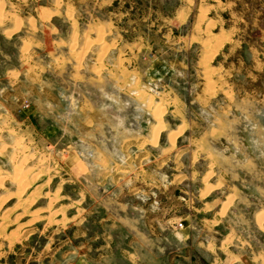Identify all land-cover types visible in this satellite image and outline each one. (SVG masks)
Instances as JSON below:
<instances>
[{"label": "rangeland", "instance_id": "obj_1", "mask_svg": "<svg viewBox=\"0 0 264 264\" xmlns=\"http://www.w3.org/2000/svg\"><path fill=\"white\" fill-rule=\"evenodd\" d=\"M0 15V264L264 256V0H0Z\"/></svg>", "mask_w": 264, "mask_h": 264}, {"label": "crops", "instance_id": "obj_2", "mask_svg": "<svg viewBox=\"0 0 264 264\" xmlns=\"http://www.w3.org/2000/svg\"><path fill=\"white\" fill-rule=\"evenodd\" d=\"M258 118L262 122L263 129H264V111L261 112V114L259 115ZM254 147H255V149H263L264 148V146H260L258 144H255V142H254ZM132 213L141 216L140 214L142 212H139V211L130 212V214H132ZM134 218L136 219V217H134ZM135 219H127L128 221H123V223H128L129 230L135 232L133 234H141L140 233V229L141 228L135 225V223H137V221ZM213 219H214V217H213ZM215 219H216V217H215ZM151 221H153L152 223H156V228H157V226L160 227L159 225H161L160 224L161 223V217H158V216L153 217L151 219ZM111 226L115 227L114 222H113V225H111ZM154 228H155V224H154ZM189 232L190 231L185 226V229H184L183 233L180 232L182 234L181 238L179 240H178V238H176V240L178 242H185L188 239ZM110 244H113V246H114V244H115L114 238H113L112 241L107 243V247H110ZM133 244H134V242L128 241L126 243V246L128 248H132ZM126 250L127 251H125V253H127L126 254L127 258H125L126 260L124 261L126 264H198V262L196 260H193V261L191 259L187 260L186 257L180 256L178 254L173 256L168 262H165L162 259H158V258H152V259H149V260H145V259H143V255L141 254V252H140V250L138 248L137 249H133L132 251H129L128 249H126ZM180 257L183 259V261L181 259H179ZM239 262L242 264V261H239ZM233 264H236V263L233 262ZM250 264H264V256L260 255L258 253H257V255H253L250 258Z\"/></svg>", "mask_w": 264, "mask_h": 264}, {"label": "bare ground", "instance_id": "obj_3", "mask_svg": "<svg viewBox=\"0 0 264 264\" xmlns=\"http://www.w3.org/2000/svg\"><path fill=\"white\" fill-rule=\"evenodd\" d=\"M212 9V8H211ZM47 10V9H46ZM1 16V15H0ZM47 17V16H46ZM2 19V18H1ZM18 20V19H17ZM47 20H48V18H47ZM46 20V21H47ZM17 23H20V22H17ZM18 25V24H17ZM19 27V26H18ZM13 32V31H12ZM74 32V31H73ZM7 34H10V32H8ZM75 35H77V34H75ZM99 39V38H98ZM88 42V41H87ZM89 43V42H88ZM27 44V43H26ZM30 45V44H29ZM28 45V46H29ZM73 47V46H72ZM220 47V46H219ZM88 49V48H87ZM217 49V48H216ZM27 51V47L25 46L24 47V49H23V52L25 53ZM70 51V50H69ZM81 54V53H80ZM84 54V53H83ZM71 57V56H70ZM78 60V59H77ZM77 60H75V61H77ZM81 60V59H80ZM78 63V62H77ZM14 75V74H13ZM153 118V117H152ZM162 126V125H161ZM174 133H176V132H174ZM157 132H156V136H157ZM172 139V138H171ZM172 142V141H171ZM18 174V173H17ZM20 176V175H19ZM21 177H22V175H21ZM19 178V177H18ZM14 179V178H13ZM20 179V178H19ZM24 180V179H23ZM207 180V179H206ZM15 182V181H14ZM14 185V184H13ZM18 187V186H17ZM28 188V187H27ZM26 190V189H25ZM18 193V192H17ZM12 195V194H11ZM10 195V196H11ZM50 202V201H49ZM207 207V206H206ZM225 207V206H224ZM223 209H226V208H223ZM36 215V214H35ZM38 216V215H37ZM34 218V217H33ZM32 218V219H33ZM257 223H258V225L261 227L262 226V224L264 223V211H262V212H260L258 215H257Z\"/></svg>", "mask_w": 264, "mask_h": 264}, {"label": "flooded vegetation", "instance_id": "obj_4", "mask_svg": "<svg viewBox=\"0 0 264 264\" xmlns=\"http://www.w3.org/2000/svg\"><path fill=\"white\" fill-rule=\"evenodd\" d=\"M263 149H264V148H263ZM263 149H256V150H259V151L263 152V151H264Z\"/></svg>", "mask_w": 264, "mask_h": 264}, {"label": "built area", "instance_id": "obj_5", "mask_svg": "<svg viewBox=\"0 0 264 264\" xmlns=\"http://www.w3.org/2000/svg\"><path fill=\"white\" fill-rule=\"evenodd\" d=\"M179 227H181V224H179Z\"/></svg>", "mask_w": 264, "mask_h": 264}]
</instances>
